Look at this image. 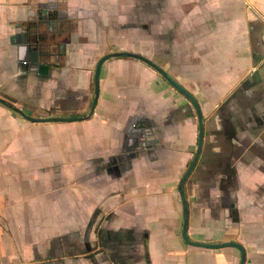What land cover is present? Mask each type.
<instances>
[{"label": "crops", "instance_id": "obj_1", "mask_svg": "<svg viewBox=\"0 0 264 264\" xmlns=\"http://www.w3.org/2000/svg\"><path fill=\"white\" fill-rule=\"evenodd\" d=\"M157 6L0 0V97L33 118L76 117L103 56L153 60L204 115L186 184L190 239L238 242L246 264H264V0H183L175 21L167 0ZM30 24L58 39L48 71L21 50ZM198 144L194 106L135 59L104 64L86 121L31 122L0 104V264H240L237 248L183 239L178 185Z\"/></svg>", "mask_w": 264, "mask_h": 264}, {"label": "water", "instance_id": "obj_2", "mask_svg": "<svg viewBox=\"0 0 264 264\" xmlns=\"http://www.w3.org/2000/svg\"><path fill=\"white\" fill-rule=\"evenodd\" d=\"M43 13L45 14L44 20H46L45 22L46 26H48V28L50 29H53L54 27H56V24H55L56 22L54 20H51V19L48 20L47 15L49 13V10H44ZM33 27L34 25H31V24L28 25L26 32L19 34L18 37L24 39L23 42H21L22 43L21 50L25 55V59L28 58L30 63H32L31 68L40 73V71L49 70L50 68L49 61L54 57V49L57 48L59 45H58V39L56 36L53 37L52 39L46 38L45 40H43V38L40 37L39 35H34V36L31 35V31ZM44 41L46 43H44ZM113 58L135 59V60L141 61L144 64L150 66L158 74H160L171 86H173L178 92H180L194 106L196 113H197V119H198V124H199V144H198L195 157L190 167L188 168L184 176L181 178L179 185H178V191L181 197V202H182V207H183V239L188 245L205 248V249L217 250V249H223V248H237L241 251V263L240 264H246V261H247L246 250L238 242H224L221 244H206V243L194 242L190 239V236H189L190 206H189L187 193H186V184L189 178L191 177V175L193 174L200 160L201 154H202V148H203V143H204V132H205L204 115H203L202 109L196 97L191 92H189L186 88L180 85L174 78H172V76L166 70H164L160 65H158L153 60L148 59L143 55L132 53V52H111L103 56L99 60L97 64L96 72H95L94 96H93L91 107L87 112H85L84 114H81L80 116L33 118L27 115L23 110L14 106L13 103H11L9 100L5 98L0 97V104L4 105L8 109L14 111L15 113L19 114L20 116H22L23 118L31 122L72 123V122L86 121L94 115L96 107L98 105V101L100 97V76H101L102 68L108 60L113 59ZM141 145L143 146V144Z\"/></svg>", "mask_w": 264, "mask_h": 264}, {"label": "rangeland", "instance_id": "obj_3", "mask_svg": "<svg viewBox=\"0 0 264 264\" xmlns=\"http://www.w3.org/2000/svg\"><path fill=\"white\" fill-rule=\"evenodd\" d=\"M138 1H140V0H138ZM152 2L154 5V14H155L159 9V7L157 6L159 4V0H152ZM179 2H183V0H167V3H169L168 10H169V12L171 11L170 18L172 17L173 21L176 20V5ZM168 23H169V19H168ZM174 27L177 29L176 24ZM163 29H165V31H166L168 29V27H164ZM104 30L106 33H108V31L112 30V28L111 27H105ZM154 30L156 31L155 33H157V34H160V32L162 31L161 27H156V28H154ZM173 30L174 31H172V34H175V32H177V30H175L174 28H173ZM106 36H108V35H106ZM114 52H117V51H114ZM124 52H127V51H124Z\"/></svg>", "mask_w": 264, "mask_h": 264}]
</instances>
